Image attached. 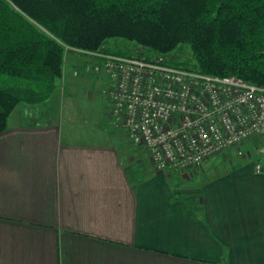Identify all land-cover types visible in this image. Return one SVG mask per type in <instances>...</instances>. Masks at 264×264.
Wrapping results in <instances>:
<instances>
[{"label":"crops","instance_id":"0c3cea01","mask_svg":"<svg viewBox=\"0 0 264 264\" xmlns=\"http://www.w3.org/2000/svg\"><path fill=\"white\" fill-rule=\"evenodd\" d=\"M23 106V107H22ZM19 104L0 133V264H264V173L135 181L119 148Z\"/></svg>","mask_w":264,"mask_h":264},{"label":"trees","instance_id":"16d2710c","mask_svg":"<svg viewBox=\"0 0 264 264\" xmlns=\"http://www.w3.org/2000/svg\"><path fill=\"white\" fill-rule=\"evenodd\" d=\"M115 39L264 87V0H0V133L18 104L51 97L65 53Z\"/></svg>","mask_w":264,"mask_h":264},{"label":"built area","instance_id":"2783aa9c","mask_svg":"<svg viewBox=\"0 0 264 264\" xmlns=\"http://www.w3.org/2000/svg\"><path fill=\"white\" fill-rule=\"evenodd\" d=\"M81 52L100 60L93 69L110 82L114 125L147 150L156 169L181 171L258 140L253 166L264 173V87L203 74L167 55Z\"/></svg>","mask_w":264,"mask_h":264},{"label":"rangeland","instance_id":"374dc122","mask_svg":"<svg viewBox=\"0 0 264 264\" xmlns=\"http://www.w3.org/2000/svg\"><path fill=\"white\" fill-rule=\"evenodd\" d=\"M103 48L108 50L107 53L119 55L148 54L144 47L122 39L109 40ZM181 53L183 54L175 51L168 57L180 59ZM96 62L100 63V60L81 51L65 53L61 79L51 97L40 104L21 105H25L30 111H43L44 118L56 116L69 140L115 144L119 148L123 164L135 181L161 172L169 177L173 185L192 186L225 170L231 162L254 161L258 140L247 141L239 147L211 155L198 165L181 171L156 169L147 150L142 145L132 143L122 126L114 125L110 115V82L104 73L94 71Z\"/></svg>","mask_w":264,"mask_h":264}]
</instances>
